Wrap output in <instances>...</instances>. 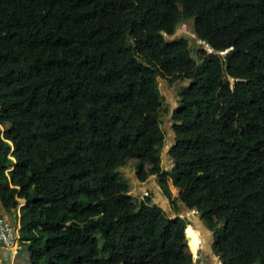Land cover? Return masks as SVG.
<instances>
[{
    "label": "trees",
    "instance_id": "16d2710c",
    "mask_svg": "<svg viewBox=\"0 0 264 264\" xmlns=\"http://www.w3.org/2000/svg\"><path fill=\"white\" fill-rule=\"evenodd\" d=\"M188 19L199 62L170 38ZM173 65L184 84L160 169L157 78ZM0 117V205L25 201L29 264H193L188 220L129 193L131 158L176 211L198 210L222 264H264V0H0ZM113 188L118 220L101 204Z\"/></svg>",
    "mask_w": 264,
    "mask_h": 264
},
{
    "label": "rangeland",
    "instance_id": "374dc122",
    "mask_svg": "<svg viewBox=\"0 0 264 264\" xmlns=\"http://www.w3.org/2000/svg\"><path fill=\"white\" fill-rule=\"evenodd\" d=\"M184 37L187 39L189 46L191 48V57L193 59H195L197 62H199V58H198V54L196 52L198 47H204L207 48V45L204 42L198 41L197 37L195 36L194 32H193V27H192V20L188 19L185 20L183 22H181L174 34L170 37ZM30 70V66L24 63H18L17 65V73L18 74H26L28 73V71ZM179 67L176 65L170 66L168 68H166V70L164 71L165 73V78H157L158 79V85H159V89L162 95V110H161V127L162 130L164 131V140L162 141V148H161V153H164L167 151V148L169 146H172L173 144V137L171 135V131H170V127H171V110L173 108H175L178 105V101H179V97L177 95V90H178V86H180L181 84H184V82H179V81H171V78L177 74L179 72ZM5 121L2 117H0V128L2 129L4 127ZM181 150V145L177 144L176 147V151L180 152ZM118 156V154L116 155ZM122 161L124 159L120 158ZM129 163H132L130 160H126L123 163V166L125 164H127V166L122 167V168H131L129 166ZM162 163V167H168L167 166V162L163 161ZM149 164V163H146ZM152 165H142L139 169L137 168V166H135V172H141L142 174H144L149 168H151ZM160 168V165H159ZM125 178L127 179V176H125ZM129 180L131 179V177L128 178ZM175 191L174 196L176 198L179 199L180 193L178 192V190L174 189ZM117 191V189H112L110 191H108L104 198L101 200V204L104 208L108 209L111 211V215L113 216V218L115 219H120L121 216L119 214V212L117 211V209L115 208L114 205V200H113V195L114 193ZM144 198V197H143ZM142 199V198H141ZM22 202V201H21ZM161 201L158 202V204L161 205ZM180 202L177 200L176 204H179ZM182 205V203H180V206ZM183 206V205H182ZM183 211H182V216H184L186 219H188L190 221V223H194V216L197 214H194L190 211L187 212V209L183 206L182 207ZM179 211V205H178V210ZM193 225V224H192ZM197 232H198V236L200 237V243L198 245V250L196 249L195 252H192L189 245H188V240L186 238V233L184 232V236L182 239H180L179 244L182 246H187L188 249L191 251V253L194 255V259H195V263L194 264H200V260H206L207 262V258L208 256H212L208 246L204 245V236L205 233L199 234V230L197 228L196 225L192 226ZM192 255V256H193ZM217 259V257H216ZM213 261V259L211 260ZM228 264H237L235 260H233L232 258L229 260Z\"/></svg>",
    "mask_w": 264,
    "mask_h": 264
},
{
    "label": "crops",
    "instance_id": "0c3cea01",
    "mask_svg": "<svg viewBox=\"0 0 264 264\" xmlns=\"http://www.w3.org/2000/svg\"><path fill=\"white\" fill-rule=\"evenodd\" d=\"M172 110H171V113H172ZM170 131H171V135L173 137V143H174L175 142V134L173 133L171 127H170ZM164 137H165V135H164ZM170 147L171 146H169L167 148L166 152L161 153V162L166 161L167 162L166 164L168 167H162V163L160 162V164H159L160 169H169L173 164L172 158L169 155V148ZM129 160L132 162V163H129V166L131 168H122V167L127 166V164H125L124 166H122L120 168L122 178L125 179L126 182L130 185L129 193L131 195H133L136 199H141L145 196L150 197L152 199L153 203H155L159 208H161L168 215H171V216H174L175 214L182 215V211H183L182 207L183 206L182 205L180 206V203H179L178 204L179 205V211L175 210L174 205L171 204L169 197L166 196L162 192L161 187L157 182L156 175H150L145 180L140 181L135 175L136 172H135L134 167L137 166V160L135 158H131ZM143 165H149V164H146V162H143ZM125 176H127V179L125 178ZM129 177H131L130 180L128 179ZM167 182H168V186H169V189L171 191L172 197H175L173 192L175 191L174 189H176V188L173 187L171 178H168ZM113 189H117V191L115 193H117L119 191L118 188H113ZM19 201H20V204L25 202L23 199H19ZM159 201L162 202L161 205L158 204ZM0 216H3L4 218L10 220L14 224V226L18 229V234H19L20 225H19V210L18 209L13 210L12 212L8 213L0 205ZM204 245H206V239H204ZM209 251H210L212 256H208L207 263L208 264H222L221 261L218 259V257L212 253L210 247H209ZM216 257H217V259H216ZM28 258H29V256H28V252H27L26 245L24 244V242H21V241L19 242V247H18L15 254H11L8 250H6L0 246V259H2V260L6 259L5 264H29ZM212 259H213V261H211Z\"/></svg>",
    "mask_w": 264,
    "mask_h": 264
},
{
    "label": "built area",
    "instance_id": "2783aa9c",
    "mask_svg": "<svg viewBox=\"0 0 264 264\" xmlns=\"http://www.w3.org/2000/svg\"><path fill=\"white\" fill-rule=\"evenodd\" d=\"M17 239L16 229L11 222L0 217V246L9 249L12 254L16 253Z\"/></svg>",
    "mask_w": 264,
    "mask_h": 264
},
{
    "label": "clouds",
    "instance_id": "9594fccd",
    "mask_svg": "<svg viewBox=\"0 0 264 264\" xmlns=\"http://www.w3.org/2000/svg\"><path fill=\"white\" fill-rule=\"evenodd\" d=\"M153 175H155V174H153ZM174 187V186H173ZM175 188V187H174ZM179 192V191H178ZM174 198H176V197H174ZM180 202V201H179ZM25 203V202H24ZM24 203H22V204H24ZM181 203V202H180ZM21 204H20V201H19V205H18V207H17V209L19 210V206H20ZM186 210H187V208H186ZM188 211H190V209L189 210H187V212ZM195 214V213H194ZM198 214H200L199 212H198ZM168 215V214H167ZM170 217H174V216H180V217H184V216H182V215H178V214H175L174 216H171V215H169ZM0 217H3V216H0ZM4 218V217H3ZM6 219V218H5ZM200 219H201V216H200ZM7 221H9V222H11L10 220H8V219H6ZM188 220V219H187ZM193 220H194V218H193ZM202 220V219H201ZM188 224L183 228V230H182V232L184 233L185 231H186V227L188 226V225H190V226H193V225H196L197 226V228H198V225L195 223V220H194V223H190V221L188 220ZM202 222L204 223V221L202 220ZM11 224L13 225V227L16 229V234H17V237H18V239H17V249H18V247H19V242H20V237H19V234H18V229L14 226V224L11 222ZM193 224V225H192ZM204 225L209 229V234H207L206 235V238H211L210 240H208V242H206V244H208V249H209V247H210V249H211V251H212V253L215 255V256H217L215 253H214V251L212 250V248H211V245H212V242H213V233H212V231L210 230V228L204 223ZM199 230V229H198ZM199 234H201V231L199 230ZM186 233V232H185ZM204 236V239H206L205 238V235H203ZM186 238H187V236H186ZM2 248H4V247H2ZM4 249H6V250H8L11 254H12V252L9 250V249H7V248H4ZM197 250H198V248H197ZM17 251V250H16ZM191 252V251H190ZM13 254H15V253H13ZM191 255H193L192 253H191ZM218 257V256H217ZM218 259H219V257H218ZM1 260V263L0 264H5L6 263V259H4V260H2V259H0ZM220 260V259H219ZM233 260H235V259H233ZM236 261V260H235ZM192 262H193V264L195 263V259H194V255L192 256ZM222 263V262H221ZM200 264H208L207 262H206V260H200Z\"/></svg>",
    "mask_w": 264,
    "mask_h": 264
},
{
    "label": "water",
    "instance_id": "95a60500",
    "mask_svg": "<svg viewBox=\"0 0 264 264\" xmlns=\"http://www.w3.org/2000/svg\"><path fill=\"white\" fill-rule=\"evenodd\" d=\"M198 41H200L198 39ZM210 51V50H209ZM23 204H21L20 206H22ZM19 206V207H20ZM190 212L192 213H195L197 215L194 216V220H195V223L198 225V229L202 232V233H205V238H206V235L209 234V229L204 225V223L202 222V220L200 219V214H198V210L196 208H191L190 209ZM208 236V235H207ZM211 238H206V242H208V240H210ZM208 246V244H206Z\"/></svg>",
    "mask_w": 264,
    "mask_h": 264
},
{
    "label": "bare ground",
    "instance_id": "6f19581e",
    "mask_svg": "<svg viewBox=\"0 0 264 264\" xmlns=\"http://www.w3.org/2000/svg\"><path fill=\"white\" fill-rule=\"evenodd\" d=\"M187 228V227H186ZM186 232V231H185ZM186 236H187V234H186Z\"/></svg>",
    "mask_w": 264,
    "mask_h": 264
}]
</instances>
